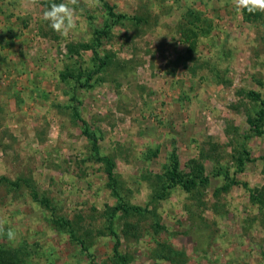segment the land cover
<instances>
[{"label": "rangeland", "instance_id": "374dc122", "mask_svg": "<svg viewBox=\"0 0 264 264\" xmlns=\"http://www.w3.org/2000/svg\"><path fill=\"white\" fill-rule=\"evenodd\" d=\"M106 1L147 23L114 28L98 49L113 56L111 65L91 88L75 89L63 73L94 70L95 62L89 50L70 55L67 46L91 41L106 18L103 5L80 0L77 27L62 38L42 14L51 3L68 0L27 8L22 0H0V177L20 181L19 188L0 183V221L5 233L11 228L16 234L13 241L0 236V244L26 246L27 264H111L115 239L106 231L104 211L120 198L153 211V183L175 151L186 173L190 161L201 162L209 184L194 194L176 188L159 201L155 212L163 230L157 233L152 214L118 215L114 228L128 264H170L152 254L157 243L182 251L184 264H264V223L249 193L232 186L213 194L223 184L222 175H213L224 168L251 188L264 187V127L253 135L246 122L259 108L246 94L264 99V12L255 21L245 18L232 0ZM189 7L214 28L198 40L192 54L197 67L185 63L191 54L177 30ZM75 105L99 136L101 154L115 161L119 195L91 157L82 124L72 119ZM244 145L251 161L234 173ZM24 180L50 201L54 215L90 236L88 252L50 224L53 212L32 199ZM125 223L134 229L125 233Z\"/></svg>", "mask_w": 264, "mask_h": 264}, {"label": "trees", "instance_id": "16d2710c", "mask_svg": "<svg viewBox=\"0 0 264 264\" xmlns=\"http://www.w3.org/2000/svg\"><path fill=\"white\" fill-rule=\"evenodd\" d=\"M106 10V18L100 28H94L93 37L89 43L85 44H68L67 49L70 55L78 54L80 50H89L92 53V60L95 62V68L91 71L81 70L77 67V70H66L62 78L67 81H74L75 89H88L92 87L91 81L100 73L103 69L105 70L108 65H111L112 55L108 56L102 54L98 51L101 42L105 39L111 37L112 30L125 22H131L135 26H143L147 23V19L143 16H129L123 13H118L115 11L114 7L111 6L106 0H99ZM48 4V3H45ZM245 18H250L251 20H256L261 17L262 12H256L254 14H249L246 10L242 12ZM211 22L207 18H203V13L195 10L192 7L187 8V10L180 15L178 20L177 30L179 32L181 42L186 44V51L191 54L186 58L185 63L191 61L195 66H200L199 60H196L192 54L196 51L198 40L200 37L208 38L213 32V27ZM182 61V58H179ZM194 67V66H193ZM84 79V80H83ZM98 79V78H95ZM250 99L259 104L258 110L254 115H247L246 122L249 125V130L253 135H261L262 127H264V99L260 100V95L254 92H248L246 94ZM75 96L72 95L71 100L75 101ZM78 103V102H77ZM72 119L74 121H79L82 124V134L87 138L92 146L91 157L97 162L104 166V171L110 181L113 188L114 195H119L118 193V179L115 173V161L109 155L101 154L99 147V136L90 129L88 123L83 120L80 116L78 107L72 106ZM158 150L153 152L150 151L152 157H156ZM235 172H243L245 162L251 161L250 152L246 146H242L241 152L235 158ZM189 169V173H186L181 169V164L179 162L178 156L175 151L170 154L168 164L162 166V172L160 176H157L155 183H153V195L151 198V204H156L153 206L152 210H147L146 207H138L123 201L121 198L120 202L114 207H107L104 211V218L106 221V231L111 235L115 242L112 247L111 264H128L129 257L126 254L120 252V239L119 235L116 233L114 228V220L119 215L122 218H128L130 216L146 218L147 214H152L154 221L151 227L154 232H159L163 230V226L160 225L159 216L156 214L155 210L157 203L159 201L165 200L169 192L179 188L188 194H194L198 192L199 189H204L209 184V175L206 174L204 166L198 160L190 161L189 165H186ZM230 168L220 169L213 176L218 177L222 175L223 184L221 187L214 190L213 194L217 196L222 192H227L232 186H242L249 193V201L253 206H256L259 210L260 216L262 218V223H264V187L259 189L251 188L246 183L239 182L235 175H230ZM21 181L24 186L30 188L32 199L38 203L44 205L51 212H53L51 218L49 219L50 224L57 230L65 232L70 240L75 243L83 253L89 251L90 236L81 234L80 228L77 227V223L72 222L62 216L54 215V210L51 207L50 201L46 197H42L38 194L35 187H32L28 182ZM0 183L5 185H10L15 188L20 187V181L13 182L8 178L1 176ZM133 228L132 224L125 223L124 232L129 233ZM30 252L27 247L11 248L4 244H0V264H27V259L30 256ZM152 254L164 261H168L170 264H184L185 255L182 251L175 250L171 245L167 243H157L155 249H153ZM107 264V263H106Z\"/></svg>", "mask_w": 264, "mask_h": 264}, {"label": "clouds", "instance_id": "9594fccd", "mask_svg": "<svg viewBox=\"0 0 264 264\" xmlns=\"http://www.w3.org/2000/svg\"><path fill=\"white\" fill-rule=\"evenodd\" d=\"M80 0H68L67 3H51V5L43 11L42 20L47 21L49 27L62 38H67L69 34L77 27V9L75 6ZM89 0H85L88 3ZM40 4V0H22L24 7H36ZM235 11L239 14L246 10L249 14L256 12H264V0H232ZM89 6H99V0H94ZM82 11V9H81ZM9 241L16 238L15 232L8 228L5 233L4 222L0 221V236L5 235Z\"/></svg>", "mask_w": 264, "mask_h": 264}]
</instances>
